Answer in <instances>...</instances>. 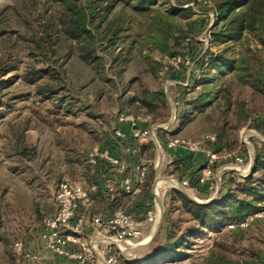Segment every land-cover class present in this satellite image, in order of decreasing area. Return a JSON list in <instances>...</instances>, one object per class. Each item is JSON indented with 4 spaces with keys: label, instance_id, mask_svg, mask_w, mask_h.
I'll return each mask as SVG.
<instances>
[{
    "label": "rangeland",
    "instance_id": "obj_1",
    "mask_svg": "<svg viewBox=\"0 0 264 264\" xmlns=\"http://www.w3.org/2000/svg\"><path fill=\"white\" fill-rule=\"evenodd\" d=\"M112 1L115 8L94 37L78 40L68 36L60 23L59 2L0 0V169L7 166L12 172L4 180L23 201L22 210L14 213L9 205L12 198L7 199L6 212L0 200V264H17L14 242L40 232L44 219L55 214L62 180L80 182L86 176L94 182L96 163L91 162V153L109 149L117 127L124 130L123 139L136 143L135 157L140 154L149 165V182L143 187L145 195L120 196V208H133L144 221V235L121 245L123 249L113 245L117 260L112 264H218L222 248L226 262L264 250V217H255L240 232H232L228 225L200 228L189 238L191 245L183 250V258L155 257L170 232H176L172 237L176 239L195 223L182 209L178 192L208 202L206 195L186 189L191 194L187 193L170 178L182 179L187 167L178 160L183 151L166 143L175 136L201 139L216 134L219 143L214 148L221 154L216 169L236 164L235 158L223 157L226 152L249 156L252 150L255 158L256 146L264 143V44L247 30L239 40L219 43L212 38L206 46L201 40L205 35L197 33L200 17L193 9L173 18L181 32L190 35L175 47L174 55H187L191 62L177 63L148 36L155 11L144 13L127 0ZM193 1L197 0H159L151 9L173 3L187 8ZM197 3L205 9L204 3ZM128 113L151 116V122L140 127L151 131L152 124L159 125L154 134L162 147L154 144L151 132L136 137L132 122L120 121ZM244 128L250 130L247 141ZM202 164L203 160L198 162L199 167ZM238 173L222 169L224 192L245 178ZM161 179L177 183L165 182L157 190ZM153 186L164 210L155 236L143 244L156 227L147 220L157 208ZM257 206L256 213L264 212V200ZM103 215L107 214L103 211ZM50 259L60 263L51 255L46 261Z\"/></svg>",
    "mask_w": 264,
    "mask_h": 264
},
{
    "label": "built area",
    "instance_id": "obj_2",
    "mask_svg": "<svg viewBox=\"0 0 264 264\" xmlns=\"http://www.w3.org/2000/svg\"><path fill=\"white\" fill-rule=\"evenodd\" d=\"M197 1L204 3L206 5L205 9L198 7ZM197 1L189 3L188 6L194 8L198 17L205 18L206 24L201 33L205 35L204 38L206 39L202 38L201 40L206 42V46H209V39H212L211 29L219 18L214 10L212 0ZM173 60L177 63L185 62L184 60H186V63L191 62L187 55L183 57L174 55ZM175 114L176 110L174 109V116ZM126 120L132 122L136 137L142 138L151 132L154 135L155 143L158 144V147H162L154 134L155 129L160 127L159 125L152 124L151 131L140 127L141 123H150L151 116L134 113L122 114L120 121ZM249 132V129H243L246 141L250 135ZM114 134L118 138H122L125 135L121 127H117L114 130ZM217 142L218 136L208 133L201 139L175 136L166 143L169 148L184 150L195 155L200 152L205 153L206 163L200 170L199 185L204 186L206 191H208L209 197H207V201L215 199L222 189L223 183L220 174L222 169L229 167L237 170L241 177H247L253 167L254 154L252 150L249 151V156L229 151L223 157L227 159L235 158L236 164L216 169V162L221 158L220 152L214 148ZM91 156V162L94 163H97L99 156L113 165L120 163V159L112 155L108 149L101 153L96 149L91 153ZM248 158L249 162H247ZM148 167L149 165L144 161L136 166L134 177H128L124 181L126 192L137 194L142 190L147 182ZM170 178L176 179L181 185L179 186L180 188L188 189L189 191L194 190L199 194L198 190L191 186L189 175L183 176L182 179L178 177ZM114 188L115 181H111L109 189L114 190ZM99 190L100 186L97 182L80 183L71 179H64L60 182L56 195L57 211L55 215L44 219L41 229L40 237L44 243L45 250L66 258L70 261V264H103L102 257L108 264H112L117 260L112 250L113 245L120 247L119 244H132L133 241L144 235V221L138 219V216L129 210L117 209L110 215L90 214V211L95 208L96 195ZM153 193L156 195L154 186ZM255 217H264V212L249 215L239 223L229 224L228 228L235 229L240 227L245 229L252 224ZM156 219L157 208L156 212L150 211L147 216V220L153 221V223ZM88 229L91 231L89 234L87 232ZM14 255L17 264H41L44 258V253L41 250L28 248L25 239L22 237H19L14 242Z\"/></svg>",
    "mask_w": 264,
    "mask_h": 264
},
{
    "label": "trees",
    "instance_id": "obj_3",
    "mask_svg": "<svg viewBox=\"0 0 264 264\" xmlns=\"http://www.w3.org/2000/svg\"><path fill=\"white\" fill-rule=\"evenodd\" d=\"M55 1L62 6L59 20L64 31L68 36L78 40L83 37H94L95 30L99 31L101 23L110 16L116 5V1L112 0ZM212 2L219 18L211 29L213 40L219 43L239 40L242 38L243 33L248 30L254 32L264 44V0H212ZM126 3L132 5L133 9L144 13L155 11L152 15L153 23L149 25L151 31L148 36L151 43L158 49L174 55L176 52L175 47L187 42V37L190 35L188 33L184 35L181 32L180 25L175 23L173 18L181 13L193 10L192 6L180 8V4L173 3L165 9H151L154 8L153 6L158 5L159 0H127ZM198 23L197 33H200L206 24L205 18L198 19ZM218 143L219 138L216 144ZM182 151L178 160H181V167L183 165L187 167L183 170V176H190V184L198 190L199 195L209 197L205 187L199 185V174L206 163V156H201L200 153L195 155ZM202 160L203 164L199 167L198 162ZM178 195L182 201V209L191 214V219L195 223L185 228L176 239H172L173 235L176 236V232H170L168 239L161 249L156 252L155 256L164 260L183 258L185 254L183 250L191 245L189 238L198 234L200 228H220L231 223H239L258 211L257 203L264 200V143L256 146L251 173L241 181L233 183L226 192L222 188L215 199L209 202H198L183 191H179ZM242 230L244 229L237 227L231 231L240 232ZM218 245L220 247L225 246L223 244ZM218 256L220 260L218 264H264V250H252L248 258L231 259L226 262L227 255L224 253V248H222ZM209 264L213 263L210 261Z\"/></svg>",
    "mask_w": 264,
    "mask_h": 264
},
{
    "label": "crops",
    "instance_id": "obj_4",
    "mask_svg": "<svg viewBox=\"0 0 264 264\" xmlns=\"http://www.w3.org/2000/svg\"><path fill=\"white\" fill-rule=\"evenodd\" d=\"M115 138H116V140L111 143L108 150L111 152L112 155H114L120 159V163L118 165H113L108 160L99 157L97 163L95 164L96 165V171H95L94 182H97L100 186V190L96 195V202H95V208H94V213H97V214L103 215V211H104L107 215H110L115 210L121 209L120 203H118L120 198H121L120 196L126 195V197H131L133 199H136L137 197H140L141 194L145 195V193H146V192L145 193L143 192L144 188H142V190L137 194H131V193H128L125 191V187H124L125 179L128 177L133 178L135 171H136V166L140 162H142V161L145 162L146 160L144 158H142L140 156V154L137 157H135L134 147H135L136 143L130 142L127 139H123V137L120 140L116 136H115ZM154 144H155V142H154ZM160 158H161V155L159 156V158L157 160V164H159L161 162ZM135 159H137V160H135ZM0 170H1L0 171V200L2 199V201H1V205H3L2 209L6 212L7 209H6L5 205L7 204V199L12 198V199H10V203H9L10 208H11L10 211H12L14 213L21 211L22 210V203H23L22 199L17 197V195H16L17 193H16L15 188L12 185L10 186L9 183H6V181L4 180L5 175H8L9 173L12 174V172L8 169L7 166L6 167L2 166V169H0ZM160 177L161 176H158L157 179ZM148 178L149 177H147V183L149 182ZM111 181H115L114 190L109 189V186L111 185ZM80 183H88V177L82 176ZM184 191H186V190H184ZM154 192L156 193L155 190H154ZM186 192L190 193L188 191H186ZM149 193L152 194V191H150ZM156 195H157V193H156ZM159 198H161V197H159L157 195V199H156L157 211H158V223L157 224L160 226V223L162 220V215H163V210H164V202H163L162 198L161 199H159ZM205 198H207V196H205ZM105 203L108 207L110 206V208H108V207L104 208L103 206ZM135 203H136V201H135ZM140 203L141 202H139V204ZM142 208H140V209H142ZM126 210L134 212L133 208L126 209ZM56 211H57V207H56ZM42 227H43V224H41L40 228L42 229ZM41 229H40V232L38 231L39 230L38 229L34 233V235H32V237L27 236L25 238L26 245L28 248L35 249V250L36 249L41 250L44 253V258H43L41 264H43V262H46V264H56V263L52 262L53 259L46 261L48 259L49 255H51L53 258L56 257L60 261L59 264H70V261L67 260L66 258L59 256V255H55V254L51 253L50 251L45 250L44 243L40 237Z\"/></svg>",
    "mask_w": 264,
    "mask_h": 264
},
{
    "label": "bare ground",
    "instance_id": "obj_5",
    "mask_svg": "<svg viewBox=\"0 0 264 264\" xmlns=\"http://www.w3.org/2000/svg\"><path fill=\"white\" fill-rule=\"evenodd\" d=\"M174 179V178H173ZM165 182H170V183H174V184H176L177 182L175 181V180H169V179H161V180H159V182H158V185H157V190L158 189H160L161 188V186L165 183ZM183 190H186V189H184L183 188ZM188 190V189H187ZM186 190V191H187ZM158 223V211H157V219H156V221L154 222V225H156ZM156 230H157V225H156V227H155V229L150 233V235L142 242L143 244L144 243H146L154 234H156L155 232H156ZM155 236V235H154ZM153 239V238H152ZM152 239H150V240H152ZM149 242V241H148ZM120 245V247L122 248L123 246H121V245H123V244H119ZM123 248H125V247H123ZM122 248V249H123ZM102 263L103 264H108L106 261H105V259L102 257Z\"/></svg>",
    "mask_w": 264,
    "mask_h": 264
},
{
    "label": "water",
    "instance_id": "obj_6",
    "mask_svg": "<svg viewBox=\"0 0 264 264\" xmlns=\"http://www.w3.org/2000/svg\"><path fill=\"white\" fill-rule=\"evenodd\" d=\"M253 163H254V161H253ZM211 200H213V199H211ZM211 200H209V201H211ZM209 201H208V202H209Z\"/></svg>",
    "mask_w": 264,
    "mask_h": 264
}]
</instances>
